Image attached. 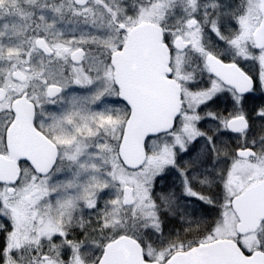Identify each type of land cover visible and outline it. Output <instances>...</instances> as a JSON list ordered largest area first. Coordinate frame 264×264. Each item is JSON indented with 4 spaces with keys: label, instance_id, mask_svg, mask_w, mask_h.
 <instances>
[{
    "label": "snow or ice",
    "instance_id": "6c2138e0",
    "mask_svg": "<svg viewBox=\"0 0 264 264\" xmlns=\"http://www.w3.org/2000/svg\"><path fill=\"white\" fill-rule=\"evenodd\" d=\"M264 0H0V264H264Z\"/></svg>",
    "mask_w": 264,
    "mask_h": 264
},
{
    "label": "flooded vegetation",
    "instance_id": "af4514ba",
    "mask_svg": "<svg viewBox=\"0 0 264 264\" xmlns=\"http://www.w3.org/2000/svg\"><path fill=\"white\" fill-rule=\"evenodd\" d=\"M256 104H260L262 99H264V96H262L260 93L255 94Z\"/></svg>",
    "mask_w": 264,
    "mask_h": 264
},
{
    "label": "trees",
    "instance_id": "16d2710c",
    "mask_svg": "<svg viewBox=\"0 0 264 264\" xmlns=\"http://www.w3.org/2000/svg\"><path fill=\"white\" fill-rule=\"evenodd\" d=\"M253 105H256V99L255 98H252L249 100V106H253Z\"/></svg>",
    "mask_w": 264,
    "mask_h": 264
}]
</instances>
